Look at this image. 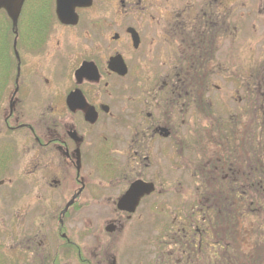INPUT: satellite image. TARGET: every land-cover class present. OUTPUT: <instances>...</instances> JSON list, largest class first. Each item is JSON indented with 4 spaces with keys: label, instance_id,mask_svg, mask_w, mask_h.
<instances>
[{
    "label": "flooded vegetation",
    "instance_id": "1",
    "mask_svg": "<svg viewBox=\"0 0 264 264\" xmlns=\"http://www.w3.org/2000/svg\"><path fill=\"white\" fill-rule=\"evenodd\" d=\"M54 11L25 0L13 27L0 10V264H117L134 215L167 196L181 212L161 264L213 258L234 211L258 221L242 263L264 264V0H92L73 25Z\"/></svg>",
    "mask_w": 264,
    "mask_h": 264
},
{
    "label": "rangeland",
    "instance_id": "2",
    "mask_svg": "<svg viewBox=\"0 0 264 264\" xmlns=\"http://www.w3.org/2000/svg\"><path fill=\"white\" fill-rule=\"evenodd\" d=\"M262 50L260 54L264 57V49ZM179 203L178 196H167L166 209L162 211L137 212L125 235L123 237L121 236L118 240V248L116 251L117 264H161L160 259H158L164 249V244L161 240L167 228H169L172 214L181 212ZM2 214L0 212V217ZM89 215H91V212H88L85 218ZM138 215L148 224L145 228L141 227V223L140 225L136 224L140 222L137 220ZM263 216L264 214L262 213V218H264ZM127 234H129L128 239L126 237ZM143 236H145V240H143Z\"/></svg>",
    "mask_w": 264,
    "mask_h": 264
},
{
    "label": "trees",
    "instance_id": "3",
    "mask_svg": "<svg viewBox=\"0 0 264 264\" xmlns=\"http://www.w3.org/2000/svg\"><path fill=\"white\" fill-rule=\"evenodd\" d=\"M247 123L255 124L256 121L250 119L246 120ZM253 133H255V129H252ZM250 134V132H247ZM237 138L232 136V140H236ZM224 141V137H221V142ZM262 141H264V128L262 130ZM226 145V144H223ZM222 144L218 147L220 150V147ZM222 148V147H221ZM262 149L264 150V143L262 144ZM221 152V151H220ZM234 211V210H232ZM241 211H234L232 212V215L229 216V226L226 227L224 230L225 232L218 233L219 241L217 245L220 247L219 253L213 256V258L208 257L209 254H207V251L201 252L199 255L197 262L195 261L192 264H243L242 258L246 255V252L248 255L246 256V259L250 260L252 263L255 262V254L256 249L255 246L257 243L255 237L258 235L257 232V225L258 221L256 217L249 216V211H247L245 218V221H242V217H240ZM228 218H224L223 216H219L218 218V224L215 222L214 226L215 228H223V220H226ZM209 220H213V217H210ZM244 228V229H243ZM261 229H262V253L264 255V218L261 222ZM225 236L226 238H224ZM228 240V248H225L223 246L224 242ZM245 254V255H244Z\"/></svg>",
    "mask_w": 264,
    "mask_h": 264
},
{
    "label": "water",
    "instance_id": "4",
    "mask_svg": "<svg viewBox=\"0 0 264 264\" xmlns=\"http://www.w3.org/2000/svg\"><path fill=\"white\" fill-rule=\"evenodd\" d=\"M24 1L25 0H0V10L6 13L13 27L16 25ZM91 1L92 0H55V15L57 20L64 25L76 24L77 16L75 10L77 8L89 6ZM136 186L137 185L132 186L122 200H130V204H132L131 209H129L130 212H133V208L141 196Z\"/></svg>",
    "mask_w": 264,
    "mask_h": 264
}]
</instances>
